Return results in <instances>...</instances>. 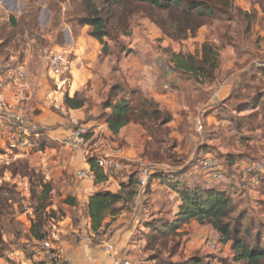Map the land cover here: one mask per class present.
I'll return each instance as SVG.
<instances>
[{
	"label": "rangeland",
	"instance_id": "obj_1",
	"mask_svg": "<svg viewBox=\"0 0 264 264\" xmlns=\"http://www.w3.org/2000/svg\"><path fill=\"white\" fill-rule=\"evenodd\" d=\"M231 5L229 20L213 19L195 36L177 42L164 37L150 21L148 15L156 12L139 6L129 19L127 34L114 41L106 38L104 52L89 36L90 28L78 24L80 9L69 0H0V76L5 69H21L30 89L35 88L29 102L26 100L28 91L18 90L14 83L9 89L13 96L20 97L19 116L24 118L28 134L21 133L13 121H5L10 129L2 132L0 128V196L8 190L9 197L14 198V202L8 204L10 209L0 212L1 237L8 245L7 251L0 255V264H59L57 260H45L43 244L50 243L61 252L68 242L69 248L75 249L79 236L86 239L84 247L106 255L104 243L128 218L139 226L128 237L112 242L114 251L106 255L111 260L124 258L132 264L198 260L202 264H237L228 244H221L219 236L209 226H199L195 221L185 224L160 252L144 251L147 231L139 227L152 218L149 207L145 208L147 214H140L138 209L137 215L131 216V204L125 205V217L111 219L108 227L93 234L85 207L70 209L62 204V199L70 195L68 191L85 184L77 180L76 173L82 170L92 151L95 155L101 151L120 157L124 168L116 175L137 176L144 168L149 173L159 169L168 173L185 170L188 177H192V186L197 187H204L199 183L206 177L201 163L210 155L221 163L224 174L233 182L228 187H219L224 188L222 190L235 204L241 220L239 225L246 228L252 238L257 235L264 242V195L260 187V180H264V119L261 118L264 0H231ZM203 45H210L217 54V66L210 77L183 75L175 70L174 55L191 54L200 59ZM59 48L71 51L59 80L66 82L65 86L61 84L60 92L48 76L49 59ZM77 58L80 59L75 64ZM81 68L91 75L82 87L90 104L84 111L69 112L63 106V94L77 76V72L72 71ZM2 81L7 83L9 79L2 78ZM113 83L124 87V98L131 95L132 105H139L144 97L152 100L160 112L170 115L167 126L151 124L154 139L147 137L146 130L136 124L126 126L114 138L106 126L96 124L100 104ZM43 88L45 91L41 94ZM202 112L204 126L198 133L194 119ZM78 114H83V118L74 121L73 117ZM79 126L89 128L90 133L73 151L60 143L61 138L51 141L44 135L46 131L59 128L69 133ZM39 150L42 154L34 155ZM144 151L147 156H143ZM49 157L55 165H50ZM44 159L46 163L42 164L40 161ZM64 160L65 167L60 170ZM21 161L38 164L35 171L53 185V209L61 210L63 215L48 224L44 243L33 240L29 234L33 215L27 179L11 174L13 165ZM248 161L260 163L262 172L244 177L242 169ZM231 162L233 165L228 164ZM151 189L154 190L151 198L158 196L159 207L174 210L171 195L155 182ZM139 191L142 193L138 204L143 201L145 188ZM61 258L70 260L65 256ZM70 261L74 263L75 259Z\"/></svg>",
	"mask_w": 264,
	"mask_h": 264
},
{
	"label": "trees",
	"instance_id": "obj_2",
	"mask_svg": "<svg viewBox=\"0 0 264 264\" xmlns=\"http://www.w3.org/2000/svg\"><path fill=\"white\" fill-rule=\"evenodd\" d=\"M69 1L80 9L81 17L77 19L78 24L90 28L89 36L102 46L104 52L107 48L106 38L114 41L118 36L127 34L129 19L136 13L139 6H146L149 11L156 12L155 14L150 13L148 18L164 37L174 42L195 36L203 25L213 19L229 20L232 10L231 0ZM10 20L14 21L13 18ZM8 40L4 44H7ZM216 56V52L210 45H203L200 59L191 54L178 53L174 55L173 62L176 65L175 70L183 75L199 74L210 77L217 66ZM123 94L122 85L118 83L110 85L95 119L96 123L104 124L112 135L116 136L126 126L136 124L146 130L147 137L154 139V127L151 124L157 122L159 126H167L171 121L170 115L160 112L152 100L143 97L139 105H132L131 95L124 98ZM89 104L90 101L85 97L83 90L76 92L72 98L66 93L63 95V106L67 110H86ZM261 114V118L264 119V108ZM143 156H147L145 151ZM98 158L99 156L94 152L86 157L88 170L94 175V185H100L108 180V173H104L96 164ZM228 164L233 165L232 162ZM13 166L11 174L26 178L29 186V201L32 203L30 208L33 215L30 219V237L37 242H45L48 224L63 217L61 210L53 209L51 199L54 191L53 185L51 182H46L43 174L35 171L26 162H17ZM135 176H129L125 183H120L116 193L102 190L89 196L85 211L89 221V230L93 234L109 226V223H105L106 219L117 217L122 210H125V205H132L139 195L138 181ZM194 181L198 182L196 178ZM154 182L167 189L169 195H173L172 200L176 206L173 212L160 211V213L153 214L150 221L139 227L147 231L144 251L152 254L160 252L169 239L179 234L178 231L185 224L195 221L199 226H209L219 236L221 244H228L237 264H264V242L262 243L256 237L257 235L252 238L246 228H241L238 223L241 220L239 214L236 213L235 204L226 191L222 190L224 188L219 187L222 185L215 184L204 177L202 182H199L204 187L192 186V177H188L185 170L169 173L155 171L149 175L143 192V201L139 204L140 209L141 207L148 208ZM232 184L233 182L230 185ZM260 185L264 195V180H260ZM6 191L3 196H0V212L10 209L8 204L14 202V198L9 197L10 191ZM62 204L70 209L84 207L71 195L65 196ZM7 247L8 245L2 241L0 231V255L7 251ZM51 252L58 257L57 251L52 250ZM151 261L154 263V258ZM198 263L201 262L199 260L194 263L182 261L171 264Z\"/></svg>",
	"mask_w": 264,
	"mask_h": 264
},
{
	"label": "crops",
	"instance_id": "obj_3",
	"mask_svg": "<svg viewBox=\"0 0 264 264\" xmlns=\"http://www.w3.org/2000/svg\"><path fill=\"white\" fill-rule=\"evenodd\" d=\"M80 58H77L75 64L79 61ZM8 70H12L13 73L12 75H8L9 73L7 72ZM21 70V69H20ZM17 72L15 71L13 68H8L7 70L5 69V71L2 72L1 76H0V128L3 129L2 132H4V130L6 129H10L9 125H7L5 123V121L7 122H10V120L8 119V115L10 114H16V115H19L21 114L20 110L18 109V106L20 107L21 104H18L19 103V99L20 97H15L12 95V92L9 91L10 89V86H12V83H14L16 85V87L18 88V90L20 91H28V93H30L28 95V102L31 101V99L33 98L34 94H35V88L32 87L33 89L31 90L30 88V85L28 82H25L26 83V87L24 88H19V85L20 83L18 82H15L14 79H13V74ZM72 72H77V76L74 77L72 80V82L67 86L66 88V94L72 98L73 95L76 93V92H80L82 91V87L86 84V82L90 79L91 75L87 72H83L82 68L80 70H73ZM11 73V72H10ZM2 78L3 79H9V81L7 83H3L2 81ZM5 81V80H4ZM65 89V88H63ZM31 90V91H30ZM30 91V92H29ZM45 91V89L43 88L40 92L41 94ZM60 92V90H57ZM64 93V94H65ZM63 94V95H64ZM61 95V94H60ZM69 111V110H68ZM80 112V111H84L83 109H79V110H74V112ZM69 112H72V110H70ZM83 113V112H82ZM83 114H78L76 116H74V121H77V120H81L83 117H82ZM37 124H40L37 123ZM98 124V123H96ZM98 125H104V124H98ZM37 126V125H35ZM104 128H105V125H104ZM107 128V127H106ZM123 130V129H122ZM121 130V131H122ZM120 131V132H121ZM68 131L66 130H63V128H59L57 130H49V131H46L44 133V135L49 139V140H56V139H60L62 138L64 135L67 134ZM110 133V132H109ZM28 134V132H27ZM111 134V133H110ZM26 135V134H25ZM112 135V134H111ZM119 135V134H118ZM118 135H116L118 137ZM114 135H112L113 137ZM29 137V135H28ZM114 138V137H113ZM28 144V143H27ZM29 145V144H28ZM30 147V145H29ZM47 151V150H46ZM95 153V151H92ZM35 153H39L40 155L42 154V151H36L34 152V155ZM78 153V151L75 152V155ZM74 154V153H73ZM113 154V153H112ZM47 155V154H46ZM45 155V156H46ZM99 157H115L116 159L120 158V157H117V156H114V155H109V153H102L100 151L99 154H97ZM39 157V156H38ZM51 157H49V162H50V165H55L56 163L52 162L51 161ZM119 160V159H118ZM120 161V160H119ZM42 164H45L46 163V160L44 159L43 161H40ZM121 162V161H120ZM122 163V162H121ZM34 164V165H33ZM29 165L31 168H34V169H37V167H35L36 165L38 164H35V163H32L31 161L29 162ZM65 165V160L63 161V165H61L59 168L60 170H62L63 167ZM122 167L124 168V166L122 165ZM122 168V170H123ZM82 170H88V165L86 164V161L82 167ZM125 170H126V167H125ZM158 170V169H157ZM159 171H164V170H161L159 169ZM122 172V171H121ZM125 171H123L124 173ZM108 176V180L100 185H94L93 181H82L83 183L85 184H82L79 188H75V189H71V191H68L69 194L73 197L76 198V200L78 201V203L81 205V206H84L87 204L88 202V198L91 194L95 193V192H98V191H102V190H106V191H110L112 193H116L118 190H119V184L120 183H125L127 181V178L128 176H123V175H120V174H117L116 173H108L107 174ZM47 179L50 181L51 178L47 176ZM157 184V183H156ZM158 185V184H157ZM159 188H161L162 190H164L167 194H169V192L167 191V189H165L164 187L158 185ZM85 190V191H84ZM153 190V189H152ZM154 192V190L152 191V193ZM140 193H142V191H139V195ZM137 196V198H135L134 202L132 203V212L133 214L130 213L131 216H135L137 215V210L140 209L139 207V204L137 203L138 202V199H140V196ZM152 197V195H151ZM158 196H155L154 198H150V201H149V208L151 209V212L150 215L152 214H157V213H160V211L162 212H165V213H169V210H164L162 209L161 207H159L158 203H156L158 200ZM172 199H173V195H172ZM173 202V200H172ZM174 204V210H175V206L176 204ZM161 205V204H160ZM172 210V212L174 211ZM125 210H122L120 212V214L115 217V218H108L105 220V223H109L111 219L115 220L118 218V220H121L122 217H125L123 216L125 214L124 212ZM140 211V214L144 213V214H147L148 210H145L144 208L141 207V209L139 210ZM127 216V215H126ZM123 221V220H122ZM137 226H138V222H137V225H136V221H131L129 218L127 220H124L123 221V224L121 225V229L119 230H115V234L112 238H110L108 241H106L104 243L107 244V243H112L113 241H117L118 239H122L124 238L125 236H129L131 235L132 233V230L134 229H137ZM182 229H180L178 232H180ZM115 241V242H116ZM122 241V240H121ZM123 242V241H122ZM124 243V242H123ZM66 245V249L63 248L61 252H59V248H55L56 251L58 252V254L62 257V256H65L68 259H75L74 263L73 264H111V259L109 257H106V255H109L105 252V249L103 250L104 253L106 255H104L102 253H99L97 254L95 250H90L88 247H84V243H82L81 245H77L76 244V248L75 249H71L69 248V245L68 242L65 243ZM113 245V243H112ZM117 245L119 246V244L117 243ZM120 247V246H119ZM104 248V246H103ZM62 253V254H61ZM43 254V253H42ZM44 256V254H43ZM83 256V258L81 257ZM44 258L46 259V257L44 256ZM91 258V259H89ZM124 259V258H123ZM69 260V261H70Z\"/></svg>",
	"mask_w": 264,
	"mask_h": 264
},
{
	"label": "built area",
	"instance_id": "obj_4",
	"mask_svg": "<svg viewBox=\"0 0 264 264\" xmlns=\"http://www.w3.org/2000/svg\"><path fill=\"white\" fill-rule=\"evenodd\" d=\"M71 54V51H69L66 48H59L56 52H54L50 59H49V66H48V76L51 80H53L54 85L56 86L57 90H59L60 87L63 85L65 86L66 82L60 83V78L63 77L64 69L68 63V57ZM9 74L12 75L13 71L8 70ZM11 72V73H10ZM13 79L15 82L20 83L19 88L26 87L25 83V74L18 70L13 74ZM24 80V81H23ZM63 84V85H61ZM8 119L10 121H13L18 124L19 130L24 135H27L28 129L25 126L24 118L22 116L16 115V114H10L8 115ZM203 119H204V113L198 114V116L195 117L194 123L196 126V132H201L203 130ZM90 131L89 128L85 126H79L69 133H67L65 136L61 138L60 143L65 146L66 148L71 149L72 151L80 144H82L85 140V137L89 135ZM96 164L98 168H100L104 173H120L122 171V163L112 157H99L96 161ZM201 169L203 173L206 175V177L211 180L215 184L219 185H230L231 180L230 178L226 177L224 174L223 167L221 163H219L216 159L212 158L210 155H206L203 158V162L201 163ZM262 172V165L256 161H248L244 164V167L242 169V173L244 177L255 175L257 173ZM149 170L147 168L141 169L140 173L136 176V179L138 181V188L139 190L145 188L148 182L149 178ZM77 180L80 181H94V175L89 170H79L76 173ZM86 239H84L83 236H79L77 245H81L85 242ZM44 243V242H43ZM44 248V256L46 257V260L48 261H60L59 264H73L71 261H62V258L60 255L58 257L55 256L52 250H55V247L52 244H48L45 242L43 244ZM211 247H213L212 243H209ZM105 252L107 254H111L114 251L112 243H107L104 245ZM111 264H132L127 259H119V258H113L111 260Z\"/></svg>",
	"mask_w": 264,
	"mask_h": 264
}]
</instances>
